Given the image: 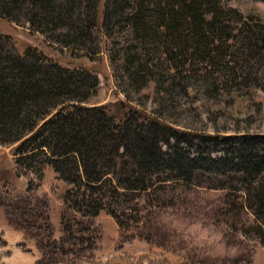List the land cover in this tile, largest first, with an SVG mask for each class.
Wrapping results in <instances>:
<instances>
[{"label":"trees","instance_id":"obj_1","mask_svg":"<svg viewBox=\"0 0 264 264\" xmlns=\"http://www.w3.org/2000/svg\"><path fill=\"white\" fill-rule=\"evenodd\" d=\"M100 2L0 0L2 19L27 25L50 43L72 51L78 46L77 54L90 61L103 54L102 33L124 28L130 42L110 46V66L121 70L132 87L146 85L164 104L161 112L150 115L130 101L82 105L99 87L94 71L61 66L33 45L18 51L14 36L0 33V146L11 147L15 165L39 181L28 182L26 194L6 207L33 233L48 263L92 250L101 235L92 218L102 211L121 231L135 229L142 236L147 229L140 228L144 215L174 204V195L161 196L160 189L189 183L203 162L217 167L212 181L226 176L222 166L232 165V153L226 150L215 160L185 149L180 143H190L189 134L178 139L164 116L177 115L178 94L195 91L220 97L217 89L228 86L227 79L214 77L211 67L242 84L241 70L264 50V20L226 7L221 0H103L101 10ZM233 39L241 52L231 71L223 47ZM239 148H231L235 160L241 159ZM246 159L244 166L231 168L244 180L239 188L243 201L233 200L232 206L239 222L252 218L264 242V155ZM187 163L194 169L187 170ZM46 166L65 184L58 239L53 236L47 196L36 193ZM223 186L212 188H227ZM225 205H230L228 200Z\"/></svg>","mask_w":264,"mask_h":264},{"label":"rangeland","instance_id":"obj_2","mask_svg":"<svg viewBox=\"0 0 264 264\" xmlns=\"http://www.w3.org/2000/svg\"><path fill=\"white\" fill-rule=\"evenodd\" d=\"M221 2L244 15L264 20V0ZM102 3L103 0L100 10ZM26 27L0 17V33L14 36L18 51L26 45H33L61 66L87 68L97 74L99 87L81 102L82 105L130 101L140 104L149 115L161 112L164 104L146 85L132 87L121 70L115 72L110 66V46L118 44L125 47L130 42V33L124 28L119 29L118 26L110 35L102 33L99 42L103 54L90 61L77 54L80 47H73L76 49L72 51L60 43H50L52 41L44 34ZM240 48L236 39L224 43L223 49L228 51L225 58V62L229 61L226 65L228 70L232 71ZM259 54L247 65L250 67L241 70L245 77L244 85H237L232 74L226 78L223 73L210 68L214 77L227 79L228 86L217 89L219 98L206 97L203 92L195 91H191L189 96L176 95L177 115L172 119L168 115L164 118L168 120L165 124L173 127L178 139L182 140L185 132L192 139L190 143L182 141L180 146L191 152L199 150L215 160L227 150L234 158L232 165L222 166L227 169V174L219 176L218 181L210 179L216 176L217 170L212 163L203 162L195 169L187 163V170L194 169L193 179L189 183L181 181L158 191L161 196L173 194L174 204L154 208L145 214L140 228L146 226L147 229L141 231L142 236L135 229L121 231L114 219L103 211L92 218L94 226L101 232L92 250L79 257L65 256L58 262L48 263L36 245L33 233L24 228L15 213L7 208V216L6 211L9 202L26 194L29 181L38 180L32 173L25 174L15 165L10 147L0 146V264H264V242L251 225L252 218H245L248 224L245 227V221L239 222L235 217L237 210L232 204L233 200L238 203L243 201L240 189L244 180L231 170L244 166L246 157L252 154L264 155V50ZM237 74L240 75V70ZM230 81L234 82L229 84ZM204 139L208 141L205 143ZM235 146L240 147V160H235L236 155L231 150ZM220 184L227 188H212ZM64 188L65 184L50 167H46L37 193L48 197L55 238L61 235L63 203L60 194ZM227 200L230 205H225Z\"/></svg>","mask_w":264,"mask_h":264}]
</instances>
